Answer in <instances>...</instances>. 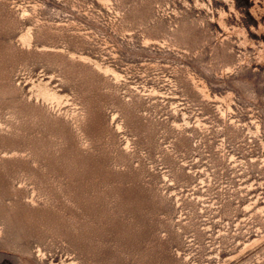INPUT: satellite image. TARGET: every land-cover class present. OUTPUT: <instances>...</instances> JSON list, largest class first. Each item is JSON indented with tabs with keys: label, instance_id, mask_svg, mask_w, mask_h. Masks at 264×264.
I'll return each mask as SVG.
<instances>
[{
	"label": "rangeland",
	"instance_id": "obj_1",
	"mask_svg": "<svg viewBox=\"0 0 264 264\" xmlns=\"http://www.w3.org/2000/svg\"><path fill=\"white\" fill-rule=\"evenodd\" d=\"M0 264H264V0H0Z\"/></svg>",
	"mask_w": 264,
	"mask_h": 264
}]
</instances>
